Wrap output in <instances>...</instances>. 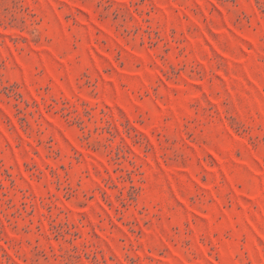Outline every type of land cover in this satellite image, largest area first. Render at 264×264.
<instances>
[{
	"label": "rangeland",
	"instance_id": "1",
	"mask_svg": "<svg viewBox=\"0 0 264 264\" xmlns=\"http://www.w3.org/2000/svg\"><path fill=\"white\" fill-rule=\"evenodd\" d=\"M0 264H264V0H0Z\"/></svg>",
	"mask_w": 264,
	"mask_h": 264
}]
</instances>
